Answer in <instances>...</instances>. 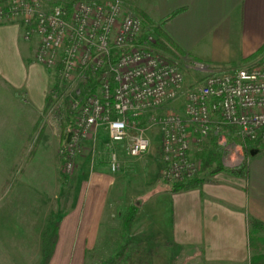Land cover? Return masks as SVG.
<instances>
[{
  "label": "built area",
  "instance_id": "obj_1",
  "mask_svg": "<svg viewBox=\"0 0 264 264\" xmlns=\"http://www.w3.org/2000/svg\"><path fill=\"white\" fill-rule=\"evenodd\" d=\"M123 2L0 0V23H19L22 38L33 46V62L60 84L78 86L69 141L66 136L59 150L63 174L74 171L87 142L96 147L100 133L112 174L122 156L137 159L148 152L152 132L159 137L162 178L170 183L199 174L194 151L212 134L225 167L239 168L248 144H264V59L229 70L194 62L190 68L199 78L184 89L179 59L154 49L155 35L138 15L124 13ZM181 99L178 110L157 115Z\"/></svg>",
  "mask_w": 264,
  "mask_h": 264
},
{
  "label": "crops",
  "instance_id": "obj_2",
  "mask_svg": "<svg viewBox=\"0 0 264 264\" xmlns=\"http://www.w3.org/2000/svg\"><path fill=\"white\" fill-rule=\"evenodd\" d=\"M129 6L150 32L157 33L155 27L161 24L174 52L182 54L175 52L179 61L229 70L264 59V0H131ZM77 163L74 178L58 187L37 177L36 169L35 182H27L26 188H38L43 196L46 189H51L47 195H59L37 198L35 192L20 193L11 214L14 220L17 213L25 217L31 210L28 231H21L20 223L19 229L16 226L17 235L24 237L20 241L24 254L0 264H40L42 236L54 223L57 238L48 264H88L90 253L106 249L105 242L116 233L112 208L118 197L111 191L119 182L102 181L98 173H89L83 160ZM109 193L114 200H109ZM49 214L55 219L52 224ZM249 220L264 224V152L248 160L246 178L220 173L199 188L182 192L157 183L123 230V243L114 246L113 264H132L133 254H139L133 258L140 264H250ZM134 226L139 227L134 235L139 244H128L126 238L133 236L126 232Z\"/></svg>",
  "mask_w": 264,
  "mask_h": 264
},
{
  "label": "rangeland",
  "instance_id": "obj_3",
  "mask_svg": "<svg viewBox=\"0 0 264 264\" xmlns=\"http://www.w3.org/2000/svg\"><path fill=\"white\" fill-rule=\"evenodd\" d=\"M68 1L51 0L55 4H65ZM130 1L127 0L128 6H124V13L129 11L135 14L136 12L129 6ZM32 58L33 46L22 38L19 23L17 21L0 23V262L6 261L8 257L18 260L19 255L24 254L23 246L20 245L24 237L17 235L16 226L19 229L20 223L22 226L20 230L25 233L28 231V225H32L31 222L28 223L31 210L26 212L25 217L17 213L14 220L11 214L12 206L14 202H18L20 193L24 192L28 195L29 192H35L37 198L39 194L41 198L59 195L55 193L53 196L47 195L51 189H46L43 196L41 192L38 194V188H31V191L26 188L27 182H35L36 169H38L37 177L41 175L50 184L53 182L55 187H58L61 182L72 180L77 169L76 166L70 175L63 174L59 150L67 136L66 132L69 133L73 127L74 89L78 86L76 82L68 86L59 83L56 92H52L58 77L43 66L36 65ZM178 61L176 63L184 74L183 88H189L198 80L199 75L190 68L192 63ZM181 105L182 99L168 104L163 110L157 112V115L176 111ZM228 133L233 134L231 131ZM151 137L152 145L148 152L137 159H126L122 156L121 168L115 174L106 171L109 150L104 143L107 142L104 133H100L96 147L92 142H87L82 153L75 160V165L78 164V159L83 160L89 173L94 172L93 175L98 173L102 181L112 179L119 182L117 188L111 191L118 199L114 200L109 193V200L117 201L115 210L112 208L117 214V219L112 223L116 233L107 240L111 242H105L106 249L103 252L88 255V264H113L116 255L111 252L123 243V219L129 208L133 206L138 209L141 200L147 192L154 189L157 183L163 188H170L171 183L163 179L161 175L159 137L154 132L151 133ZM262 145L257 148L252 145L243 150L244 165L251 157L264 152ZM213 146L220 151V156L217 162H212L209 169L200 175V178L206 181H210L216 174L230 173L232 170L222 163L223 148L218 145L217 139L212 140V136L197 147V151H194L195 158L201 162V169L203 160L198 157L201 149L206 148L209 152ZM217 164L222 170L209 174L219 167ZM40 167L43 168L39 170ZM37 184H39L38 181ZM53 217L51 214L48 215L51 224L55 221ZM23 219L25 221H22ZM138 233L139 227L135 226L132 227V231L126 232L127 237L133 236L131 239L126 238L127 243L139 244L138 239L134 237ZM258 236L264 239V234ZM120 255L123 256V253ZM135 255L139 254H133L132 264H140L138 258H133ZM259 256H264V246L260 247ZM252 257L253 254L250 261ZM109 259H111L110 263H108Z\"/></svg>",
  "mask_w": 264,
  "mask_h": 264
},
{
  "label": "trees",
  "instance_id": "obj_4",
  "mask_svg": "<svg viewBox=\"0 0 264 264\" xmlns=\"http://www.w3.org/2000/svg\"><path fill=\"white\" fill-rule=\"evenodd\" d=\"M143 21L147 24L154 25L146 19H143ZM160 26L161 24L157 25L155 27V29H157V33L155 32L153 33L156 37V43L154 45V49L159 53L176 58L178 52L175 51L177 53L175 54L174 50L176 49L174 48L173 44L170 41H168V39L165 38V36L162 34V32L160 31ZM178 55L182 56V54L180 53ZM58 84L59 81L56 82V85L53 87L52 92H56V90L58 89ZM91 86L93 87V85ZM67 134L68 132H66V135ZM211 136L213 141L216 140V137L213 134ZM229 140H231V138H229ZM252 145L255 144H248L247 147L250 148ZM262 146H264V144ZM219 156H220V151L215 146H213V148H211L209 152L206 150V148L201 149L200 154L198 156L200 159L203 160L201 172L196 176H194L190 181H180V182L171 183L169 190L171 192L188 191L191 189L199 188L202 184L208 182V180L206 181L203 178H200V175L202 173H205V171L209 169L208 167H210L212 162L213 163L217 162L219 160L218 159ZM217 165L219 166V164ZM221 170L222 168L219 166L217 169L213 170L212 172H209V174L218 173ZM230 173L233 176L245 178L246 165L243 164L239 168L235 170H231ZM137 212L138 209L136 207L131 206L127 211V213L125 214L123 219L124 220L123 228L125 231L129 228ZM248 225H249V250L253 254L250 264H264V256H259L260 247L264 246V239L259 238L258 236L260 234H264V224L257 220H249ZM57 231H58V224L54 223L44 232L42 236V259L40 264H48L57 238Z\"/></svg>",
  "mask_w": 264,
  "mask_h": 264
},
{
  "label": "water",
  "instance_id": "obj_5",
  "mask_svg": "<svg viewBox=\"0 0 264 264\" xmlns=\"http://www.w3.org/2000/svg\"><path fill=\"white\" fill-rule=\"evenodd\" d=\"M70 133L67 134V141H69Z\"/></svg>",
  "mask_w": 264,
  "mask_h": 264
}]
</instances>
